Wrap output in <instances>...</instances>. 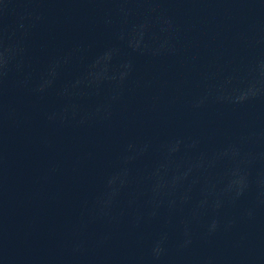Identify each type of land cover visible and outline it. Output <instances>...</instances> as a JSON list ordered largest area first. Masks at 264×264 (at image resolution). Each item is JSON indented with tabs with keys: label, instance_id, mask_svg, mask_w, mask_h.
<instances>
[{
	"label": "water",
	"instance_id": "1",
	"mask_svg": "<svg viewBox=\"0 0 264 264\" xmlns=\"http://www.w3.org/2000/svg\"><path fill=\"white\" fill-rule=\"evenodd\" d=\"M0 264H264V0H0Z\"/></svg>",
	"mask_w": 264,
	"mask_h": 264
}]
</instances>
